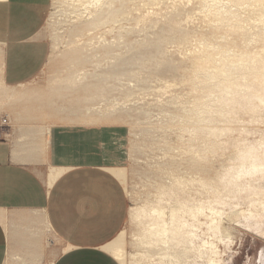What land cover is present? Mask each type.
<instances>
[{
	"label": "rangeland",
	"instance_id": "374dc122",
	"mask_svg": "<svg viewBox=\"0 0 264 264\" xmlns=\"http://www.w3.org/2000/svg\"><path fill=\"white\" fill-rule=\"evenodd\" d=\"M218 1L217 6L220 3V6L227 4L226 9L231 6L228 10L238 15L244 32L229 33L215 28L213 22L210 24L206 12L212 4L207 0H161L156 5H146L141 0H135L128 6L123 19L101 29L88 26L93 19V5L78 3L76 0H51L42 29L43 38L49 45L44 68L36 80L27 86L28 93L24 99L5 101L0 97V117L5 114V110L11 112L16 109L20 111L15 115L18 122L23 124L21 129H30L28 124L34 122H41L42 127L47 128L56 121L37 114L28 117L24 107L29 95L54 86L64 81L66 74L72 76L79 70L74 68L62 72L58 68L65 53L79 50L88 59L89 63L75 80L76 84L90 81L94 73L109 71L114 60L103 59L104 47H110L115 56H121L127 62L133 55H137V63L124 65V75L108 80L104 86V95L107 96L94 98V102L108 104V111H123L115 118H119L122 122L120 124L127 130V135L121 142H117L115 151L107 158V165L116 170L112 173L125 189L129 210L123 229L106 248L109 253L115 248L121 249L125 255L124 264H206L205 258L198 256L204 241L213 244L216 254L212 257L215 264H264V209L253 220L262 225L260 231L263 234L247 227L241 218V212L250 209L251 201H264V192L255 195L246 190L235 196V187L221 182L224 176L228 179L236 171L239 162L235 158L239 152L254 142L264 141V103L255 100L254 108L236 103L221 107L215 90L203 91L200 84L192 85L183 78L192 59L203 54V44L211 47L225 46L230 58H234L239 51L256 52L264 44L256 38L258 28L253 29L259 23L253 14L255 7L252 3L235 6L231 2L229 4L228 0ZM145 26L148 27L147 31ZM168 26L189 34L187 42L169 39L163 44L164 59L175 66V72L156 70L153 66L156 60L150 59V54H153L150 43L162 37L163 29ZM173 37H178V33ZM233 41L238 43V47L231 45ZM248 41H252V44ZM144 61L147 63L142 66ZM238 84L244 87V81L239 80ZM235 98L239 97L234 95ZM199 99L209 108L198 110ZM194 113H199L202 120L199 123L202 130L199 132H195L186 120L187 117L197 115ZM193 159L209 171L203 174L190 168L188 163ZM177 180L182 185L177 192L160 190L161 186L169 188ZM177 203L183 204L184 208L204 206L202 214L206 216L201 214L205 218L200 215L197 217L198 223H201L198 225L196 222L191 223L190 218L183 217L188 223L183 231L188 232L192 229L191 225H194L196 228L192 230L196 237L191 245L186 236V241L177 247L182 252L181 258L172 260L169 244H146L141 241V234L153 223L160 222L156 221L152 209H161V220L169 225L170 209L176 206L178 209ZM141 208L148 215L141 216ZM212 208L218 213L212 215ZM210 217L219 224L221 231L218 234L208 231Z\"/></svg>",
	"mask_w": 264,
	"mask_h": 264
},
{
	"label": "crops",
	"instance_id": "0c3cea01",
	"mask_svg": "<svg viewBox=\"0 0 264 264\" xmlns=\"http://www.w3.org/2000/svg\"><path fill=\"white\" fill-rule=\"evenodd\" d=\"M50 2L0 0L4 93L44 68L49 45L42 29ZM4 112L0 264H119L106 247L123 229L129 201L107 158L127 135L125 126L52 124L46 130L34 122L21 129L15 113Z\"/></svg>",
	"mask_w": 264,
	"mask_h": 264
},
{
	"label": "bare ground",
	"instance_id": "6f19581e",
	"mask_svg": "<svg viewBox=\"0 0 264 264\" xmlns=\"http://www.w3.org/2000/svg\"><path fill=\"white\" fill-rule=\"evenodd\" d=\"M76 1L78 3H89L94 6L93 19L90 21L88 26H92L96 29H101L102 27L108 28L110 27V25H113L118 21H120L121 19H123L126 15L128 6L135 0H76ZM141 1L144 2L146 5H156L161 0H141ZM173 1L175 2V0ZM207 1H211L209 2V4H212V6L207 5L209 9L206 12V18H208V20L211 22L210 24H212V22L214 23L212 25H214L215 28L223 29L225 32H229V33H238L241 31L242 32L245 31L241 25L238 15L228 10L231 6L228 9H226L225 6L227 4H223L224 6H220L221 4L220 3L219 4L220 7L217 6L216 3L218 0H207ZM228 2L229 4L233 3L235 6H239L244 3H252V5H254L255 9L253 8L254 9L253 14H255L254 16H256V20L258 21L259 24L258 26H254L253 29L258 28L256 29L257 33L255 32L256 38L258 41L264 43V0H228ZM202 5H204V3H202ZM181 7L182 6H180V8ZM136 8L137 7H135V9ZM235 8L237 9V7ZM132 10L133 9H131V11ZM145 12L147 11L145 10ZM196 13L197 12H195V14ZM250 13L252 12L250 11ZM128 15L129 13L127 14V16ZM136 18L138 19V17ZM257 21L255 22L257 23ZM255 22L254 24H256ZM147 30L148 27L146 31ZM178 31H179L178 28L168 26L163 29L161 35L162 37L157 38L156 41H154V43H150V48L153 50V54H150V59L156 60L155 63L153 64L156 70L161 69L163 70L162 72L176 71L175 66L164 59L163 44L165 41L169 39H176L180 42H187L189 39V34L186 32H181V31L178 32ZM249 31L251 30L249 29ZM177 33H178V37L174 38L173 35ZM250 35H252V33ZM250 42L252 44V41ZM231 45L238 47V43L236 41H233ZM203 49H204L203 54L201 56H197L192 59L188 72L186 73V75L183 76V78L188 83L192 85L200 84L203 91L204 90L209 91L211 89L215 90L217 92V102L221 104V107L227 106L230 103H236L237 105L241 104L246 107L254 108L255 100L258 101L260 104L264 103V44H262L260 46V50L256 52L239 51V53L236 54L234 58H230L227 55V51L225 50V46L223 45H217L216 47L214 46L211 47L207 44H203ZM64 55L65 56L58 64V68H60L62 72L64 71L69 72L71 69L74 68H79V70L73 73L72 76L66 74V76L64 77L65 78L64 81H61L60 83L54 86H49L46 89L36 91L35 94L29 95L27 99V105L24 107V109L26 110L25 113H28L29 116H33L37 114L39 116H44L51 120H55L56 122L53 124L94 125V126L121 125L120 124L122 123L121 120L115 117H117L116 115L122 113L123 111L120 110L108 111L107 110L108 104L102 102H94V98L101 97L104 95V91H105L104 86L107 84L108 80L117 79L119 78L118 76L124 75L125 72L122 71L124 65L126 64L131 65L134 62L137 63V55L136 56L133 55L131 57L132 59H130L127 62V60H125L123 57L115 56L113 54V51L110 49V47H104L102 49L103 59L114 60V63L110 67L109 71L107 72L104 71V73L101 74L94 73L92 74V79L90 81H86L85 83L80 82L77 84L75 80L77 77L80 76L79 73L83 71L84 67L89 63L88 59L79 50H72L68 53H65ZM146 63L147 61H144L143 63H141V65L144 66ZM39 74L27 85L16 88L10 93H4V91L0 92V97L2 99H10V100L24 99L28 93L27 86L33 83L36 80V78L39 76ZM239 80L244 81L243 88L238 84ZM209 95L211 96V94ZM234 95L239 98L234 99ZM197 103H198L197 108L200 111L204 108H209L207 104L202 103V99H199ZM12 110L14 113L16 112L20 113V111L16 109H12ZM194 114L197 115L187 117L186 120L191 126H193V130L195 132H199L202 130L201 127L199 126V123L202 120L199 117V113H194ZM48 128L49 126L46 128V130H48ZM106 136H104V138ZM235 159L239 162L236 171L230 174L228 179H226V177L224 176L221 179V182H226L227 184L235 187V196L236 194L241 195L246 190H250L251 193L255 195L263 193L264 192V141L259 140L257 142H254L250 147H248L242 152H239ZM188 165L190 168L196 170L197 172H201L203 174L209 171L206 166H204L201 163H198L194 159L190 161ZM168 169H170V167ZM115 171H116L115 169H111V172H115ZM198 180L203 182V180L200 179ZM204 181L207 182L206 179ZM254 182L257 184H255ZM180 185H181L180 182L177 180V182L169 186V188H165L161 186L160 190L163 192L175 193L174 191L178 190ZM202 186H204V184H202ZM262 196H264V194ZM241 199L242 197L240 196L239 200L241 201ZM218 203H220V201ZM175 205H173L172 207H174ZM178 205H179L178 209L177 206L173 210L170 209L169 225L167 223L162 222L161 218L163 211L161 209H152V214L156 215L155 217L156 221L160 220V222L153 223L150 226V228L146 229L143 232V234H141V241L145 242L146 244H151V245L155 243L169 244L168 248L172 250V253H170V257H172V260H179L181 258L182 252L177 250V247H179L180 243L182 242L184 243L186 241V236L189 237L187 239H189L190 241L189 243L191 245H192V240L196 237V234L193 231L194 230L193 227H195L194 225H191L193 230L188 229L189 230L188 232L183 231L184 227L188 225L187 221L184 220L183 217H188L187 219L190 218L192 221L191 223L196 222L197 225L201 224L198 223L197 217L204 215L202 213L204 212L205 209V207L201 205L194 209L184 208L183 204H178ZM238 205H240L239 202ZM263 207H264V201L253 200L251 201L250 209L241 212V218L246 222L247 227L253 228L256 231L261 232L260 230L262 228V225L257 221L253 222V220L256 218L259 212L264 209ZM140 211H141V216L148 215L147 212L144 210V208H141ZM210 211L212 212V215L218 213L215 212L213 208L210 209ZM180 212H182L181 215ZM199 226L201 227V225ZM208 231H210L214 235L218 234V231H221L219 230L218 222L215 219H213V217H210ZM261 233L263 234V232ZM214 254H216V252L213 249V244L212 243L208 244L207 242L204 241L202 243V246L199 248L198 256L202 259L205 258L204 261L207 262L206 264H215L216 262L212 257ZM111 255L116 261L119 262V264H124L125 255L121 249L119 248L113 249Z\"/></svg>",
	"mask_w": 264,
	"mask_h": 264
},
{
	"label": "built area",
	"instance_id": "2783aa9c",
	"mask_svg": "<svg viewBox=\"0 0 264 264\" xmlns=\"http://www.w3.org/2000/svg\"><path fill=\"white\" fill-rule=\"evenodd\" d=\"M2 123H3V124H6V123H7V120H6V119H3V120H2Z\"/></svg>",
	"mask_w": 264,
	"mask_h": 264
}]
</instances>
